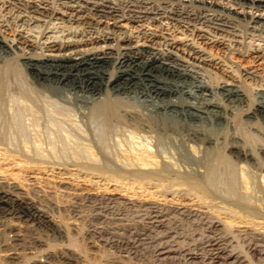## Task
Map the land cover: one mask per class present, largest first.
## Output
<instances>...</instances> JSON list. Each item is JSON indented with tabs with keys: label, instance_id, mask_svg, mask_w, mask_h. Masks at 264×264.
Wrapping results in <instances>:
<instances>
[{
	"label": "bare ground",
	"instance_id": "6f19581e",
	"mask_svg": "<svg viewBox=\"0 0 264 264\" xmlns=\"http://www.w3.org/2000/svg\"><path fill=\"white\" fill-rule=\"evenodd\" d=\"M15 1L0 0V50L35 82V98L33 96L25 105V109L35 107V113L32 110L35 118L30 120L28 129L35 137V158L21 152L22 158L27 162L35 161V165L74 167L109 181L156 183L164 189L184 187L188 193L199 195L197 198L203 197L202 200H221L236 208L243 218L264 220V205L259 207L258 204V208L252 200L249 202L250 199L257 201V194L264 200V163L257 159V155L264 156V133L258 136L236 132L235 115L224 105L244 99L249 104L241 120H256L257 116L264 115V49L251 46L240 51L238 48L242 46V49L245 42L233 41L234 45L232 42L226 45L218 38L223 32L234 31L232 25L239 21L245 23L253 37L264 41V0H54L52 3L56 2L60 11L55 10L49 0H39L43 7L32 1ZM160 3L172 4L173 8L170 11L159 9L160 5L156 7V4ZM161 19L174 24V29L144 27L145 23L152 26L151 23ZM132 23L143 24L134 26ZM197 25L209 30L202 31ZM6 32L10 34L8 40L4 37ZM211 50L232 51L239 64L236 70H241L239 76L216 61ZM7 63L0 61L3 65ZM189 67L202 69L208 80L195 77L188 71ZM217 67L228 76L212 81L209 72L214 73ZM249 85L257 87L251 94L246 91ZM122 96L135 97L137 105ZM163 96L166 99H161ZM62 100L70 102L69 110L78 115L55 114L57 117L52 119L43 115V111L48 113L49 108ZM108 132L129 134L121 137L117 133L118 139L113 140ZM248 141H258L260 145L250 146L252 143L247 145ZM0 142H5L1 135ZM224 164L231 165L239 174L237 189H242L243 194L238 192L237 198L219 197L211 186ZM253 171L258 175L250 179L248 176L252 174L249 173ZM167 214L164 210L150 209L145 216L157 220ZM47 216L34 204L23 201L14 187L0 188V219L26 218L32 225L51 228ZM210 220L204 223L205 230L218 232L216 224ZM56 232L61 230L58 228ZM137 236L140 235L111 242L114 248L129 251L143 242L136 239ZM262 239L258 242L264 244ZM22 240L14 235L12 246H2L5 252H14L7 256L4 264H51L54 260L55 256L48 250L38 249L43 241L34 240L35 247H30L37 250V255L21 261L15 250L26 246L17 247L15 243ZM215 241L216 237L209 236L199 245L206 258L209 255L205 247H212ZM160 243L155 256L157 252L163 254L159 251L167 247ZM180 248L168 252L181 251L186 256L198 253V247ZM215 250L217 252L209 259H221L220 255L225 252V249ZM62 254L57 257L61 263L78 264L68 254ZM155 258L156 262L162 261L160 257ZM103 264L121 263L108 260Z\"/></svg>",
	"mask_w": 264,
	"mask_h": 264
},
{
	"label": "rangeland",
	"instance_id": "374dc122",
	"mask_svg": "<svg viewBox=\"0 0 264 264\" xmlns=\"http://www.w3.org/2000/svg\"><path fill=\"white\" fill-rule=\"evenodd\" d=\"M21 1H32L40 7L45 6L41 5L42 3L39 2V0ZM52 2H54V0H49L50 5L53 6L55 10L60 11V8L55 4L56 2ZM14 3L18 4L17 1ZM158 5L160 6L158 7ZM171 5L172 4L169 3H160L156 4V7L159 9L166 8L167 10L165 9V11H170L173 8V5ZM65 11L66 10L62 9V12ZM67 13H69V11H67ZM257 15L258 13L256 16ZM169 22L170 21L166 19H161L151 23L152 26L145 23L144 27L156 28L158 30H160V28L174 29V26H172L174 24ZM236 22L233 24L234 27L232 25L234 31L231 33L226 32L227 34L223 32L218 38L221 40L223 39L226 45H230L231 42L234 45L233 41L245 42L242 49V46L238 48L240 51H246L249 47L251 48V46L264 49V41L261 40L262 38L253 37L251 31L246 29L244 22ZM141 24L143 23H132L131 25L137 26ZM179 26L182 25L179 24ZM184 26H186V24ZM196 28L205 32L209 30L199 25H197ZM229 31L231 30L229 29ZM9 35L10 34L6 32L4 37L8 40ZM231 52L232 51L225 50L210 51L216 61H220V63L230 67L237 75L241 70H236V64H238V62H235L234 58L236 56ZM1 60L8 61L9 63L5 65L0 64V83L2 86V92H0V129L2 130H0V135L5 141L3 143L0 142V188L10 190L14 187L16 192L22 196L23 201L27 204H34V206L38 207L46 216L48 215L47 220L51 222V228L32 225L26 218H23L24 220H16L1 217L0 264H4L7 256L14 253L12 251L5 252L2 247L5 245L12 246L14 243H11V239L14 235H18L21 240L23 238L21 242L15 243L17 247H20V245L26 246L25 249H19L20 251L15 250V253L18 254L21 261H25V258L27 261V259L37 255V250L32 249V247H35L32 242L34 240L39 242L40 240V242L43 241V245L38 247V249L48 250L55 256L51 264H55L53 261L55 262L56 260V264L57 262L58 264H63L58 260L59 258H57L58 256H62V253L68 254L67 256L76 260L78 264H103V262L108 260L119 261L121 264H264V244L258 242L262 238V240H264V220L253 217L243 218L240 213L238 214L236 208L226 205L219 199L212 201L211 199L205 198V200H202L204 199L203 197L197 198L199 195L192 192L188 193L184 187L180 186L164 189L163 185L156 183V185L154 183V185H138L136 183H131L132 181H109L104 177L94 174L91 175L90 172L87 173V171L84 172V170L80 171V169L74 167L35 165V161L27 162L24 157L22 158L20 153L22 152V154L35 158V137L30 135V130L28 131L30 120L35 115V107L33 109L29 107L31 110L25 109V105L31 102V98L33 96L35 98V82L16 61L11 60L7 53L0 50V61ZM188 71H191L190 73L200 78V80H208L205 77L206 73L200 68L189 67ZM213 72L216 74L212 73V71L209 72L212 81L213 79L217 81L219 77L225 75L228 76L226 72L222 71V68L217 67V70ZM233 81H236V79L233 78ZM255 87L254 85L253 87L251 85L247 86L246 91L248 94H251ZM3 88L6 89L4 90ZM255 89H257V87ZM23 90H25L24 93ZM122 98L134 105L138 103V100L133 96H122ZM161 99H166V97L163 96ZM51 100L47 101L51 102ZM44 101L46 100L44 99ZM187 101L191 100L188 99ZM52 102L54 101L52 100ZM67 102L66 100H62L61 103L57 101L56 103L58 104L56 105L58 107L54 106L52 109L49 108L48 113L47 111H43V115L48 119L49 117L51 119L55 118L63 113L67 116L78 115L76 112L72 113V111L69 110L68 104L70 102ZM247 104H249L248 101L244 99L238 102L233 101L229 104L228 102L224 103L228 111L235 115L234 119L236 120H234V123H236V132L239 131L238 133L241 135L259 136L261 132L264 133V115L257 116L258 118H256V120H241L242 115L247 110ZM60 107H63V109ZM56 108L59 114L57 112L52 114L51 112ZM26 110H30L31 112ZM32 110L34 113H32ZM15 113L17 114L15 115ZM49 113L50 115H48ZM55 114H57V116H55ZM24 129L26 131H24ZM119 130L122 131L121 129ZM20 131L21 133H19ZM121 133L122 132H115L114 134L108 132L107 134L110 135L113 140L118 139L117 135L122 137L129 134L124 132V135H122ZM23 135L25 136L23 137ZM248 143H252L249 144L250 146L260 145L258 141H248L247 145ZM3 144H5V146ZM257 157L258 160H262L261 162L264 163V156L257 155ZM24 160L25 162H23ZM225 165L226 164L221 165L219 172L216 173V178L212 181L213 184H210L216 191L217 196H224V198L233 197L234 199L238 197V192L243 194L242 189H237L239 174L231 165H226L225 169ZM251 174L252 176H248L250 179L258 175L256 171L249 173V175ZM229 176L231 178H229ZM222 177L227 178L224 179ZM223 180H225L224 184ZM230 189L232 192H230ZM255 197L257 201H255V199H250L249 202L252 200L253 205H257L258 207L259 204V207H262L264 205L262 195L257 194ZM11 198L15 200L14 197ZM150 209L164 210V212H168V214L157 220H150L145 216ZM209 220L216 224L215 228L218 230V232H216L217 234L206 231L207 229L204 223ZM153 221H160L161 224H159L160 222ZM57 227L61 232H56L58 231ZM9 229H11V231ZM134 234H139L140 236H137L136 239L143 241L138 242L135 248L129 251L121 248L120 250L119 248H114L115 244L111 242L112 240H118L119 242L122 239L131 238ZM213 234L216 235L214 236ZM207 236L216 237L217 242L215 241L212 247H205L209 255L206 258V255L202 252L203 250H201L202 247L200 248L199 245L208 238ZM220 236H224L225 239H219ZM159 241L161 242L160 244H165L167 247L159 251L163 254L158 255L157 252L155 256V249ZM255 241L258 242L256 246L252 245ZM28 243L29 245H27ZM216 243H218V245L214 246ZM30 245L32 247H30ZM180 247L192 249L193 247H198V251H196V253H198L195 256H186L185 253L181 251L180 253L178 252V254L177 252H168L178 251ZM218 248L225 249V252L220 255L221 259H209L210 255L215 254L217 252L215 249ZM155 257H160L159 259H162V261L159 260L156 262ZM88 260H92L91 263Z\"/></svg>",
	"mask_w": 264,
	"mask_h": 264
}]
</instances>
